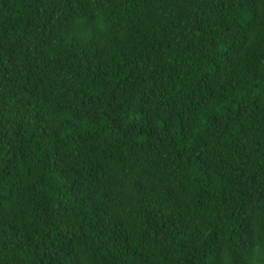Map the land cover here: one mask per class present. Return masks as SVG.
<instances>
[{
	"label": "trees",
	"instance_id": "trees-1",
	"mask_svg": "<svg viewBox=\"0 0 264 264\" xmlns=\"http://www.w3.org/2000/svg\"><path fill=\"white\" fill-rule=\"evenodd\" d=\"M0 264H264V0H0Z\"/></svg>",
	"mask_w": 264,
	"mask_h": 264
}]
</instances>
